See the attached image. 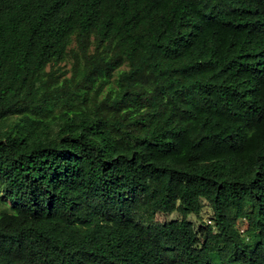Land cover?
<instances>
[{
    "label": "trees",
    "instance_id": "1",
    "mask_svg": "<svg viewBox=\"0 0 264 264\" xmlns=\"http://www.w3.org/2000/svg\"><path fill=\"white\" fill-rule=\"evenodd\" d=\"M0 264H264V0H0Z\"/></svg>",
    "mask_w": 264,
    "mask_h": 264
},
{
    "label": "rangeland",
    "instance_id": "2",
    "mask_svg": "<svg viewBox=\"0 0 264 264\" xmlns=\"http://www.w3.org/2000/svg\"><path fill=\"white\" fill-rule=\"evenodd\" d=\"M209 212V208L205 207L201 213L200 218H197L194 214H190L188 217L190 220L194 221V223L197 225L199 223V220L206 219V215ZM181 215L177 212H174L170 215V218H179Z\"/></svg>",
    "mask_w": 264,
    "mask_h": 264
}]
</instances>
